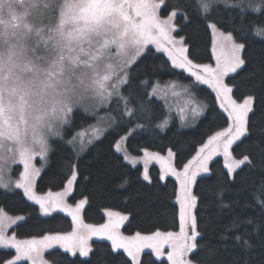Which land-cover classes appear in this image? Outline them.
Wrapping results in <instances>:
<instances>
[{"label":"snow or ice","instance_id":"1","mask_svg":"<svg viewBox=\"0 0 264 264\" xmlns=\"http://www.w3.org/2000/svg\"><path fill=\"white\" fill-rule=\"evenodd\" d=\"M193 19L210 32L211 63L197 62L192 40L181 34ZM150 46L194 84L210 89L224 114L226 126L206 130L187 162L180 159L179 143L166 155L145 149L139 158L125 147L153 122V98L166 104L169 92L184 98L181 126L189 115L195 125L209 107L197 101L191 85L171 81L162 89L141 71ZM258 100L264 103V0H0V195L20 194L38 206L39 217L66 213L72 222L71 231L19 239L9 230L30 214L11 215L0 206V249L14 250L0 264H115L117 256L121 264H156L143 258L152 254L166 255L170 264H264V125L255 119ZM77 116L94 123L76 129ZM155 127L165 130L169 118ZM109 135L116 137L114 155L122 154L133 167L142 161L144 181L152 183L153 161L161 181L175 178L178 231L125 235L121 226L130 213L108 209L106 222L90 224L83 218L88 196L68 203L80 157ZM56 146L65 153L61 166L69 176L63 190L39 194L37 180ZM128 183L120 177L119 187ZM206 201L230 216L219 224L220 241L238 249L230 259L222 255L225 247L205 240L207 227L201 228L197 212ZM94 237L109 247L98 252L90 243ZM69 255L77 259L69 261Z\"/></svg>","mask_w":264,"mask_h":264},{"label":"trees","instance_id":"2","mask_svg":"<svg viewBox=\"0 0 264 264\" xmlns=\"http://www.w3.org/2000/svg\"><path fill=\"white\" fill-rule=\"evenodd\" d=\"M181 34H186L194 44L196 53L195 59L201 63H211V35L205 28L202 21H193L184 27ZM254 55L259 58L261 53L257 50ZM141 71L146 72L153 82L159 83L174 80L179 83L191 85V91L196 99L205 102L209 107L206 117H201L195 125L182 128L174 118L169 120V127L161 131L155 127L165 117V110L160 100L153 98L155 117L153 122L144 130H138L126 142L127 150L130 153L138 154L142 149L151 152L165 153L169 147L179 143L183 154L180 159L186 162L195 153L198 142L206 139L204 135L209 128L211 131L225 127V118L218 108L214 94L206 86L196 85L192 78L183 71L173 68L167 58L151 47L141 64ZM259 91V88H257ZM264 111V103L257 101L258 125H264L260 113ZM76 129L85 127L92 120H85L81 116L76 117ZM143 122V121H141ZM208 134H211L210 132ZM116 137L109 135L102 142L90 147L79 159L78 181L74 185L73 195L69 197L71 202H76L83 196H88L90 206H86L83 213L85 221L93 224H102L107 217L103 213L104 209L118 211L124 214H131L130 219L125 222L122 230L126 234L150 233L156 230H175L178 228V207L174 201L177 189L176 181L173 177H168L161 181L159 179V169L156 165L149 167V175L152 183L149 184L141 177L140 167L131 166L122 160V157L114 155L112 144ZM57 147L56 154L51 157L50 166L37 180V191L58 190L62 188L69 176L67 167L61 166V157L65 153ZM175 151L176 148L173 147ZM218 167V166H217ZM126 176L129 183L125 188L119 187L120 177ZM87 177V179H85ZM203 184V182H202ZM202 186V185H201ZM195 190V189H194ZM210 201L200 206L197 212L201 218V228L207 227L205 240H210L214 244H220L226 250L222 255L230 259L238 249H233L231 241H220L219 224H226L230 219L228 214H219L215 207H211ZM0 206H3L9 214L25 215L30 214L27 222H21L19 227L13 226L11 231H15L17 237H32L42 234L46 230L69 231L72 228L71 220L63 213L54 214V218L48 219L38 216V208L33 203L27 201L22 195L15 196L0 195ZM98 252L106 250L110 243L105 240L93 238L90 242ZM147 252V251H146ZM13 251L0 249V259L9 258ZM145 260H155L156 264H168L164 259H157L153 256L145 255ZM77 258L68 256V260ZM88 258L79 257L80 261ZM115 264H121L122 258H114ZM27 264V262H25Z\"/></svg>","mask_w":264,"mask_h":264},{"label":"rangeland","instance_id":"3","mask_svg":"<svg viewBox=\"0 0 264 264\" xmlns=\"http://www.w3.org/2000/svg\"><path fill=\"white\" fill-rule=\"evenodd\" d=\"M150 47H152V46H150ZM153 49H155L154 47H152ZM161 53V52H160ZM166 58H167V56H166V54H164V53H162ZM168 60V59H167ZM169 63H170V61H169ZM170 65H171V63H170ZM176 69V68H175ZM177 70H180V71H183V70H181V69H177ZM185 73V72H184ZM186 75H188L187 73H185ZM171 81H174V80H168V81H166V82H163V83H159L160 84V87L163 89L164 88V86L166 85V84H168L169 82H171ZM181 84H183V83H181ZM186 85H188V84H186ZM193 93V92H192ZM160 95L161 96H163L164 95V92L162 91L161 93H160ZM156 99H158V100H160L161 102H162V104H163V107H164V110H165V117H168L169 118V120L170 119H172V118H174V119H176L177 121H178V123H179V125L181 126V121H180V117H179V114H178V107H180V106H182V104H183V99L184 98H180L179 100L177 99V98H174V97H172L171 96V93L169 92V94H168V97H167V104H166V102H165V100L164 99H160V98H156ZM198 102H200L199 100H197ZM164 117V118H165ZM91 123H94V121H92ZM90 123V124H91ZM191 126H193V124L191 123V116L189 115V122H187V123H185V125L184 126H181L182 128H188V127H191ZM85 127H87V126H85ZM125 147H126V145H125ZM127 148V147H126ZM143 150H145V149H142L141 150V152L140 153H138V154H133V153H130L129 151H128V154L130 155V156H135V157H142L143 156ZM149 151V150H148ZM166 153H167V151L165 152V153H162L161 155H166ZM195 154V153H194ZM193 154V155H194ZM121 157H122V154H119ZM191 158V157H190ZM189 158V159H190ZM187 162V161H186ZM36 163H37V166H40V161H39V159L36 161ZM127 163V162H126ZM129 164V163H128ZM131 165V164H130ZM151 165H156L157 167H158V169H159V172H160V167H159V164L158 163H156L155 161H153V162H151L150 164H149V167L151 166ZM132 166V165H131ZM136 166H138V167H140V172H141V174H142V171H143V163H142V161H141V163H139V164H137ZM141 177H142V175H141ZM174 178V177H173ZM175 179V178H174ZM65 184H66V182H65ZM65 184H64V186H65ZM176 185H177V183H176ZM63 186V187H64ZM63 187L62 188H60V189H58V190H51V191H53V192H56V191H61V190H63ZM48 191H50V190H47V191H37L39 194H44V193H46V192H48ZM174 201H175V198H174ZM29 202H31V201H29ZM32 203V202H31ZM68 203H70V204H74L75 202H71L70 200H69V198H68ZM175 203H176V201H175ZM177 204V203H176ZM177 207H178V213H179V206H178V204H177ZM37 208H38V206H37ZM106 210H108V209H104L103 210V213L106 215ZM113 211V210H112ZM63 214H65L66 216H67V214L66 213H63ZM12 215V214H11ZM69 217V216H68ZM107 217V216H106ZM70 218V217H69ZM70 220H71V218H70ZM107 220V219H106ZM86 223H89V222H87V221H85ZM106 222V221H105ZM126 222V221H125ZM125 222H124V224H125ZM72 223V222H71ZM90 224H93V223H90ZM123 224V225H124ZM123 225L121 226V231L123 232V230H122V227H123ZM72 229V228H71ZM71 229L69 230V231H71ZM179 230V219H178V228L177 229H175V230H168V231H178ZM160 231H162V232H165V231H163V230H160ZM9 232L11 233L12 231L11 230H9ZM65 232H67V231H65ZM154 232V231H153ZM124 233V232H123ZM151 233V232H150ZM125 235H132V234H134V233H130V234H126V233H124ZM143 234H148V233H143ZM19 239H28V238H30V237H18ZM91 242V241H90ZM110 243V242H109ZM11 251H13V255H14V250H11ZM146 251H149V250H146ZM153 256H154V254H153ZM155 257V256H154ZM81 258H85V257H81ZM156 258V257H155ZM157 259H164V260H166L167 261V258H166V255L165 256H163V257H160V258H157ZM167 263L168 264H170V262H168L167 261Z\"/></svg>","mask_w":264,"mask_h":264}]
</instances>
